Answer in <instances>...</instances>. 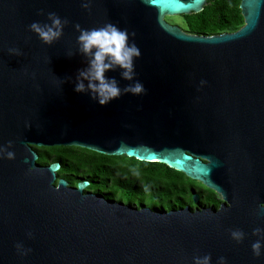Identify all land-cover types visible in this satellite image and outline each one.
<instances>
[{
    "label": "water",
    "instance_id": "water-1",
    "mask_svg": "<svg viewBox=\"0 0 264 264\" xmlns=\"http://www.w3.org/2000/svg\"><path fill=\"white\" fill-rule=\"evenodd\" d=\"M210 1L92 0L89 11L81 0H0V145L12 141L16 154L0 160V264H193L205 254L212 264L220 256L264 264L251 248L253 230L264 229V0L240 1L244 24L235 31L193 34L165 20ZM49 12L69 21L52 45L29 30ZM107 22L140 48L136 79L146 93L101 106L74 91L86 66L74 26ZM107 75L128 83L119 70ZM34 146L161 162L222 202L200 207L193 191L194 208H138L87 191L89 180L71 185L58 176L60 162L38 163ZM233 229L245 232L243 242L231 239ZM18 242L32 251L20 257Z\"/></svg>",
    "mask_w": 264,
    "mask_h": 264
},
{
    "label": "trees",
    "instance_id": "trees-1",
    "mask_svg": "<svg viewBox=\"0 0 264 264\" xmlns=\"http://www.w3.org/2000/svg\"><path fill=\"white\" fill-rule=\"evenodd\" d=\"M241 0H215L196 14V32L206 35L235 31L244 24ZM41 165L60 162L58 176L77 185L89 180L87 191H99L108 198L132 204L138 208L150 207L159 211L194 208L192 192L199 193V204L216 207L222 202L217 193L201 182L187 177L161 162L140 161L126 155L115 156L77 146H34ZM202 192H200V190Z\"/></svg>",
    "mask_w": 264,
    "mask_h": 264
},
{
    "label": "clouds",
    "instance_id": "clouds-1",
    "mask_svg": "<svg viewBox=\"0 0 264 264\" xmlns=\"http://www.w3.org/2000/svg\"><path fill=\"white\" fill-rule=\"evenodd\" d=\"M92 0H81L82 8L91 10ZM43 14V13H41ZM69 23L66 18H61L55 12L47 14V22H33L29 25V30L35 33L38 38L46 45H52L58 41L64 34V28ZM75 30L79 33L76 37L77 51L86 58V66L79 69L74 81V91L85 93L101 106L119 99L122 95H141L146 93L144 84L136 79L135 60L141 56V51L134 39H130L127 29H122L118 25L107 22L104 25L84 29L76 24ZM132 36L135 34L132 33ZM8 53L14 56H21L19 48H8ZM71 55V53H70ZM119 70L120 78L128 81L124 87L120 86V81L115 77H110L107 73ZM70 80V78L68 79ZM65 83V81H63ZM207 82L200 81L203 87ZM25 127H31L26 122ZM12 141L7 145H0V160H14L16 154L10 150ZM25 163H28L27 158ZM31 171V166L29 167ZM259 209L264 210V202L259 204ZM32 238V233H27ZM245 232L241 229L230 230V237L236 243H241L245 239ZM252 235L257 239L252 243L251 248L255 257L264 255V229L255 228ZM17 254L20 257L27 256L32 250L25 248L24 244L18 242L15 244ZM193 264H212L211 254L203 256H194ZM216 264H228L226 257L217 258Z\"/></svg>",
    "mask_w": 264,
    "mask_h": 264
},
{
    "label": "flooded vegetation",
    "instance_id": "flooded-vegetation-1",
    "mask_svg": "<svg viewBox=\"0 0 264 264\" xmlns=\"http://www.w3.org/2000/svg\"><path fill=\"white\" fill-rule=\"evenodd\" d=\"M215 1V0H211L210 2ZM209 2V3H210ZM208 3V4H209ZM207 4V5H208ZM205 8V7H204ZM201 12V11H200ZM199 13V12H198ZM192 14H196V13H191V14H182V16L184 17V20L180 23L175 22L172 17L173 16H169V15H165V20L167 22H169L172 25L178 26L180 27L183 31L187 32V33H193V34H201L196 32L195 28H194V24H195V20L190 21L189 19V15ZM206 35V34H204ZM200 190V189H199ZM200 192H202V190H200ZM197 193V192H196ZM199 194V193H198ZM205 206V205H204ZM195 207V206H194Z\"/></svg>",
    "mask_w": 264,
    "mask_h": 264
},
{
    "label": "rangeland",
    "instance_id": "rangeland-1",
    "mask_svg": "<svg viewBox=\"0 0 264 264\" xmlns=\"http://www.w3.org/2000/svg\"><path fill=\"white\" fill-rule=\"evenodd\" d=\"M172 19H173L175 22L180 23V22H182V21L184 20V17H183L182 15H175V16L172 17ZM197 184H200V182L198 181ZM217 197L220 198L221 201H222V197H221L220 194H217ZM199 206L202 207V206H204V205L200 204Z\"/></svg>",
    "mask_w": 264,
    "mask_h": 264
}]
</instances>
